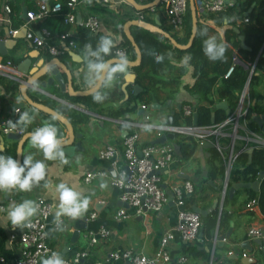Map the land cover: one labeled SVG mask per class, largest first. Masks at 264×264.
<instances>
[{
    "label": "crops",
    "instance_id": "obj_1",
    "mask_svg": "<svg viewBox=\"0 0 264 264\" xmlns=\"http://www.w3.org/2000/svg\"><path fill=\"white\" fill-rule=\"evenodd\" d=\"M5 1L6 0H0V17L3 15L2 6ZM36 1L37 0H33L34 3ZM135 1H137V3L148 2L144 0ZM198 1L202 2L203 0H195V7ZM17 5L18 7H10L12 10L11 25L18 20H20V22L24 21L21 11L22 8H25L26 10L28 9L26 0H18ZM33 8L34 7H31V9ZM196 13H200L198 8H196ZM139 14L141 15V19L150 23L154 22L153 16L157 15L159 22L158 26L162 29L166 28L164 30L169 33H173L166 24V6L162 1L153 6L152 9L149 8L139 11L134 9L133 6L125 0H112L109 3H97L96 1H92L91 4L86 3L85 0H79L76 3L74 10V22L68 24L66 31L70 38L75 42L83 29L81 25L82 20L87 15H95L99 20L96 30L97 32L101 35L111 33L113 37L118 39V43L123 37L128 41L125 33L129 32L132 36L133 31L131 28L139 27L131 24L132 21L139 19ZM204 19V23L208 25V35L219 36L222 34L224 28L223 25H216L210 19ZM39 20L40 19L29 21L28 25L35 30ZM9 27L10 25L4 23L0 19V39H5V32L6 30L8 31ZM173 34L181 36L183 34V25L181 30ZM10 38L13 39L14 44L11 48H6L5 55L0 57V60L10 58V60L12 59L15 61L14 64L17 68L18 62L23 58L22 54H27L28 52L33 56L37 55L39 58L46 60L51 57H58L60 62L69 71L71 88L74 90L87 89L84 84L85 66L82 58L83 53L76 50V43L75 48H69L65 45L63 40L58 39L56 42L60 48L64 49V47H66L68 50L74 51L77 54V57L72 59L65 50L57 56L50 55L41 47L32 44L24 36ZM36 60V57H32L33 63L36 62ZM58 71L63 78L64 89H60L55 82L49 87L44 86L39 88L40 78H38L33 84L27 85L25 92L31 100L44 104L50 108H53L58 103L57 99H62L72 105H76L77 108H69L66 115L71 119L74 129L82 132V136L79 140L83 149L81 151L74 150L71 156H65L68 161L65 164H61L59 160L45 161L47 166L46 180L49 181V186L47 188L44 187V182H41V184L34 187L31 192L12 191L5 193L0 191V229L5 236V247L8 250V255L4 258H0V264H12L14 258L19 256L18 242L16 240L12 242L7 241L10 233H14L16 236L19 233V228L11 226V222L8 220V206L13 202L19 203L24 199L35 200L37 197H43L51 203V215L46 222V241L52 245L57 252L64 256H70L74 251L86 248L87 256L83 258L84 264L94 261H99L102 264H125V261L122 259L110 258L108 253L111 250L120 251L126 247H131L134 251L150 255L156 249L159 237L166 230H171L173 233L172 238L167 243V250L171 260H175L183 255L186 256L184 264H204V260L201 258L187 255L188 247L193 244L199 249H209L210 252L207 264H211L215 260H218L222 264H264V256L258 247V243H256L254 239H247L245 236V230L250 221L255 219L264 222L255 203L252 206H249L252 214L246 213L244 209V206L247 203V190L251 189L253 192H256L259 187V180L256 189H234L231 197H227L225 191L227 186H229L227 185L228 173L225 177L223 166V174L221 176V174L212 166V162L210 161V150L213 145L208 143L210 142L209 140L197 142L192 154L188 158H182L178 152V148L171 142V139H166L165 141L172 145L173 156L172 160L165 167L160 169L158 176L160 186L166 192L167 197L168 195L170 197L161 208L156 211H148L141 216L131 214L125 218L116 219L114 214L117 209L123 207L128 212L130 211V207H128L126 202L120 198V188L110 184V178L114 177L120 169L125 168L124 159L122 157L121 142L123 134L128 128L122 126L119 120L130 119L127 118V116H132L135 109L139 108L141 104L130 99V104L132 101L135 103L133 112L130 114L125 113L119 115L120 117L117 118L118 120L112 121L109 117H118L113 116L118 110L133 105L132 103L128 106V104L123 101L127 94V90L123 91L121 88L124 81L122 78L118 77L115 86L108 90V98L105 102L98 104L93 102L91 94L82 96H73L69 94L66 87V73L60 67H58ZM20 72L23 78H26V76L29 75L24 74L22 71ZM258 73L259 75H264V68H259ZM127 74H132L133 77H135V72L130 67L128 68ZM182 80H188L187 72L182 77ZM134 84L136 83H134L133 79L132 83L125 87V89L128 88V92H130L129 94L132 96L134 95L129 87ZM47 91L54 96L48 94ZM255 92L260 96V98H258L260 104L263 103L264 85L262 80L255 85ZM2 97H4V95L0 86V118L10 116V104L13 101L22 99L19 91L13 95L6 96L5 100H2ZM76 97L81 99H78L79 101L70 100L71 98ZM178 100H187L190 101V104L199 102L196 95L181 92L171 102L163 104L157 102L150 103L144 107L147 110L146 121L151 123H165L168 112L172 110L171 115L173 116V112L178 110L176 108V105H179ZM107 102H118V105H110L107 104ZM31 113L35 115V120L27 127V129H24L25 131H32L36 127L42 126L40 124V119L48 116L46 113L35 108L32 109ZM151 116L155 117L157 121H151ZM130 120L138 122L143 121L140 119L139 115ZM78 121L83 122L81 126L76 124ZM240 123H243V120L241 121L240 119ZM256 124L260 126L257 122ZM262 124L264 125V121ZM260 133L264 138L262 132ZM139 134L140 139L137 145L138 147L154 138L153 134L143 130H141ZM235 139L244 140L241 138V135L238 134ZM9 142H14L16 144L15 141L5 140L4 145ZM247 142L250 143V145L254 144L256 146L264 147L262 144L250 141ZM105 144L112 145L115 148L116 152L113 156L115 160L114 165L110 163V159L100 158L97 155L98 148ZM220 144L223 154L228 153L227 143L220 141ZM250 145L246 146L245 152ZM232 151L236 153L235 150H233V147ZM246 154L247 160H249L248 153L246 152ZM32 156L34 160H44L40 151ZM98 168L104 170L107 176L95 177L89 182H84L82 180L84 172ZM186 180L191 183L192 190L189 193L183 194V204L179 206L172 200L171 187L172 185H181V183ZM102 182H107L108 187L106 189H101L100 185ZM59 183H65L77 190H82L85 195L91 197V203L88 211L82 218L73 220L66 216L62 217L61 219L63 221L64 230L53 231L54 227L52 226V221L54 219V206L58 204L55 187ZM223 198L227 201L224 208L227 213L230 214L226 228L221 229V227H219V230L217 231V228L215 227L211 233L213 235L214 231H216L219 235L227 233V230L229 231L228 236L222 241L221 245H217L216 240L215 245L212 247V235L209 239V247L204 243L205 240L201 238V234L198 235L199 240L188 242L182 239L179 234L173 230L177 223V213L180 209H191L192 206L199 207L200 209H207L210 208L212 204L216 203L209 212L212 210L218 211L221 208ZM92 212L94 213V216L90 218L89 215ZM79 221L82 223L81 228L76 234H72L76 224L80 225ZM101 226L108 229V235L104 239H98L96 242L89 244L88 231H95ZM242 241L248 242L249 249L239 246Z\"/></svg>",
    "mask_w": 264,
    "mask_h": 264
},
{
    "label": "trees",
    "instance_id": "obj_2",
    "mask_svg": "<svg viewBox=\"0 0 264 264\" xmlns=\"http://www.w3.org/2000/svg\"><path fill=\"white\" fill-rule=\"evenodd\" d=\"M27 8L35 7L33 0H26ZM56 0H46L52 4ZM63 3L64 0H59ZM97 3H101L98 0ZM231 4L218 11H209L196 13V32L189 46L186 48H177L159 32L148 31L141 27H132L133 40L139 50V63L135 66H129L135 72L134 83L139 85L140 90L132 96L128 93V100L133 99L141 105L147 106L150 103L157 102L159 104L171 102L181 92H187L196 95L199 102L190 104L187 100H178L180 108L173 112V124H192L191 115L183 116L181 107L188 104L192 112L195 113V125H210V114L213 112L214 122L224 119L230 115L236 105L238 95L247 79L248 67L254 62V67L247 82V89L244 95L243 114L238 120H243L246 130L256 133L261 132V126H258L252 120V115H260L264 113V102L260 104L259 95L255 92V85L262 80L264 85V75H259L258 69L264 68V0H230ZM6 4L10 7H18V0H6ZM103 3V2H102ZM248 10V11H247ZM247 11V12H246ZM66 8L63 4L61 9L56 13H50L37 22L35 29L45 27L51 34V41L57 42V34L66 31L68 23L63 22V16ZM246 12V13H245ZM204 18L210 19L216 25H223V39L227 42L228 48L225 53V59L222 61H210L203 53V40L206 37L200 36L198 31L208 25L204 23ZM20 20L13 22L12 27H18ZM183 34L176 36L171 33L172 37L179 43L184 44L187 40L190 30V13L186 3V10L183 16ZM166 29V28H164ZM99 32H90L83 28L78 38L75 40L76 50L83 53L84 45L91 43L93 48L99 37ZM242 39V45L240 39ZM117 46L124 47L127 56L131 60L134 52L129 42L123 37ZM165 54L162 63H156L153 56L149 52ZM65 54V53H64ZM191 56L188 64H184L182 58ZM236 58V61L233 58ZM10 59V58H9ZM110 59V57H106ZM13 63L14 60L11 59ZM231 66L232 69L228 75L224 76L226 69ZM188 80H182L186 74ZM0 86L3 91L5 100L6 96L15 94L18 91V84L11 79L0 76ZM79 97L71 98L72 101H79ZM225 101L227 103L228 114H225L223 108L215 107V104ZM134 110V105L120 109L113 116L122 114H130ZM238 135L243 134L242 129L236 130ZM219 141L228 143V136L218 137ZM171 142L178 148V152L182 158H188L195 146L196 141L190 135L174 133ZM250 143L244 140L234 139L233 150L235 156L232 160L230 170L228 172L227 185L234 182H251L257 178L258 172L264 169V147L250 145V158L247 160L245 152L246 146ZM0 155H15V143L9 142L0 150ZM210 161L212 166L221 174H223V161L221 160L214 146L210 150ZM248 196L246 201L254 199L258 207L262 219L264 220V175L259 179V187L256 192L251 189L247 190ZM227 201L222 200L221 208L212 210L204 216H199L201 230V238L209 247V239L212 230L216 227L225 229L230 214L227 213L224 205ZM245 212L252 214L249 206H244ZM5 236L0 229V258L8 255L5 247ZM209 249H199L191 244L188 247L187 255L199 257L207 264L209 258ZM186 258V256H185ZM211 264H222L215 260Z\"/></svg>",
    "mask_w": 264,
    "mask_h": 264
},
{
    "label": "built area",
    "instance_id": "obj_3",
    "mask_svg": "<svg viewBox=\"0 0 264 264\" xmlns=\"http://www.w3.org/2000/svg\"><path fill=\"white\" fill-rule=\"evenodd\" d=\"M79 0H64L63 3L59 0L54 1L52 4L44 0H37L33 9L29 8L25 11V19L20 22L18 27H12L10 6L6 3L3 4V15L0 19L10 25L8 33L13 36L19 29H24V37L37 47H41L50 55L57 56L64 52V49L60 48L56 43L51 41V34L45 27H39L38 30L31 28L29 21L42 19L50 13H56L61 9V6H65L66 12L63 16V22H74V10L76 3ZM103 3H109L112 0H98ZM151 1V0H144ZM166 6V24L169 26L171 32L175 33L182 29L183 16L186 10V0H161ZM228 0H203L198 1L196 8L199 11L209 12L218 11L226 6L230 5ZM198 6V7H197ZM152 9V7H151ZM140 18L141 15L139 14ZM98 18L95 15H87L82 20L81 25L83 28L90 32H95L98 27ZM57 39L63 40L65 45L69 48H75V42L70 38L67 31L57 34ZM97 44V43H96ZM117 50H122L127 54L124 47L117 46L113 49V53ZM236 61V58H233ZM254 67L252 62L248 67L247 79L238 95L237 102L233 112L221 119L220 121L211 123L210 125L197 126L192 124H168L163 123L164 127H155L150 133L154 137L165 133H181L192 136L196 143L204 140H209L217 150L224 165V176H227L232 160L235 153L232 151V145L234 139L237 137V129H242L244 132L241 135L246 142L250 141L257 144L264 145V138L261 133L246 130L244 123H240V116L243 114L244 108V95L247 89V82ZM232 67L229 66L224 76L228 75ZM21 72L16 68L15 64L10 59L0 60V75L8 79L14 80L17 84L24 82V78L20 74ZM143 108L144 105H141ZM182 115H191L192 109L188 104H184L182 107ZM22 113L20 108L13 110L14 119L11 120L10 116L0 118V135L3 136L8 132H15L21 134L24 129L16 128L13 130L8 121H15L18 115ZM254 116V115H252ZM119 122L122 126L128 128L125 130V134L122 137V157L124 159L125 168L120 169L118 173L110 178V184L120 188V198L126 202L130 211L121 207L117 209L114 214L116 219L125 218L131 214L135 216H141L148 211H156L167 201L168 197L166 192L159 184L158 172L165 167L173 156L172 145L164 141L158 144H150L146 142L138 147L140 139V131L145 123H151L148 121H134L130 119H120ZM160 124V123H154ZM228 136L229 141L227 143L228 153L223 154V150L218 137ZM115 148L112 145L105 144L98 148L97 155L100 158L110 159L112 165L115 164L113 158L115 154ZM106 172L100 168L86 171L82 175L84 182H89L95 177H105ZM123 176L121 181L120 177ZM192 190L191 183L189 181H183L181 185H172L171 193L172 200L176 205L181 206L183 204V194L189 193ZM34 201L39 204L38 214L32 218L31 224L26 227L19 228V233L16 236L14 233H10L7 238L8 242L16 240L19 244V256L14 258L12 264H41L42 258H46L51 252L56 249L46 241V222L51 215V203L43 197H37ZM255 203L254 199L247 201V206H252ZM94 213H90L89 217L92 218ZM199 214L191 209H180L177 213V223L174 227V231L185 241L192 242L199 240L198 232L200 225ZM12 226V225H11ZM52 226L55 225L52 221ZM108 235V229L105 227H99L95 231H88V242L92 244L98 239H104ZM173 233L171 230L164 231L159 237L158 245L152 254L146 255L141 252L132 250L131 247H126L122 250H111L108 255L112 259H122L125 264H184L185 256L181 255L175 260H171L167 243L172 238ZM217 232L215 231L211 237L212 247L215 245L217 239ZM245 236L247 239H258V247L262 251L264 256V222L253 219L247 225L245 230ZM225 240V239H224ZM67 264H84L83 258L87 256V249H79L74 251L70 256H64ZM88 264H102L99 261L90 262Z\"/></svg>",
    "mask_w": 264,
    "mask_h": 264
},
{
    "label": "clouds",
    "instance_id": "obj_4",
    "mask_svg": "<svg viewBox=\"0 0 264 264\" xmlns=\"http://www.w3.org/2000/svg\"><path fill=\"white\" fill-rule=\"evenodd\" d=\"M91 4L92 0H85ZM200 36L206 37L203 40V53L210 61H222L228 45L224 41L223 35H208L207 27L198 31ZM118 39L111 33H106L99 37L97 45L93 48L91 43H86L83 50L84 62V84L92 95L94 103L102 104L108 98V90L112 89L117 78L128 73L130 61L127 54L122 50L113 53L117 48ZM156 63H162L165 54L155 51L149 52ZM110 57V59H106ZM184 64H188L191 56L182 58ZM145 107V106H144ZM143 107V108H144ZM54 119L56 117H53ZM35 115L29 111H24L13 121H8V125L16 128L27 129L33 123ZM155 127L163 128L164 124L145 123L142 130L151 132ZM26 138L31 146L40 151L44 160H34L32 155H24L23 162L14 159L11 155H0V191L2 192H31L41 182L44 187L49 186L46 180L47 166L45 161L59 160L61 164L67 163L64 148L68 141L58 135L57 127L45 122L42 126L36 127L26 133ZM121 181L123 176L120 177ZM101 189L108 187L107 182H102ZM58 197V204L54 206L53 231H63L62 217L79 219L88 211L91 197L85 195L82 190H77L65 183H59L55 187ZM39 212V204L32 199H24L21 202H13L8 206L7 217L13 227H26L32 222V218ZM41 264H67L63 256L53 251L46 258H42Z\"/></svg>",
    "mask_w": 264,
    "mask_h": 264
},
{
    "label": "water",
    "instance_id": "obj_5",
    "mask_svg": "<svg viewBox=\"0 0 264 264\" xmlns=\"http://www.w3.org/2000/svg\"><path fill=\"white\" fill-rule=\"evenodd\" d=\"M46 1V0H44ZM127 3H129L130 5L133 6L134 9H137L139 11H143L146 9H149L155 5H157L161 0H151L148 1L146 3H137V1L135 0H125ZM187 1V5H188V9H189V13H190V30H189V34L187 37V40L184 44H179L171 35V33L165 31L164 29H162L161 27H159V22H158V16L154 15L153 16V23H150L148 21H145L141 18H139L138 20H134L131 22V24L137 25L143 29H146L148 31H155V32H159L161 33L163 36H165L172 45H174L177 48H186L187 46L190 45L194 34L196 32V7H195V0H186ZM226 2H228V0H225ZM25 8H22L21 11V15L22 17L25 19ZM248 11V10H247ZM246 11V12H247ZM245 12V13H246ZM126 37L128 39V41L131 44V47L134 51V58L133 59H129L130 64L129 66H135L139 63V59H140V54H139V50L132 38V36L128 33H125ZM24 35V29H19L13 36H10L8 31L6 30L5 32V39H0V57H2L3 55H5V50L6 48H11L14 44V41L12 38L10 37H23ZM240 39V44L242 45V39L241 37H239ZM64 50L72 57V59H75V57H77V54L74 51L68 50L66 47H64ZM22 59L18 62L17 64V68L22 71L24 74H29L28 76H26V78H24V82L19 83L18 85V91L21 95L20 100L18 101H13L10 104V118L11 120L14 119V115H13V110L15 108H20L22 110V112L24 111H29L31 113L32 109H38L44 113H46L45 118H41L40 119V124L43 125V123L48 122V123H52L54 124L57 129H58V135L62 138L68 141L67 145L64 148L65 151V156H71L74 150H82L83 147L81 145L80 142V138L82 136V132L79 130L74 129V126L72 124V121L70 118L67 117V111L69 110V108H77L76 105H72L67 101H64L62 99H57V104L53 107H47L44 104H41L39 102H35L33 100H31L27 95H26V88L28 84H33L34 81L38 80V78H40L39 81V88H42L44 86L49 87L52 83H57V85L59 86L60 89H64V82H63V78L61 76V74L58 71V67L62 68L64 70V72L66 73V87H67V91L69 94L73 95V96H82V95H88L90 94V92L88 91V89H83V90H74L71 88L70 86V79H69V71L68 69L65 68V66L60 62L58 57H51L50 59H43V58H39L37 55L33 56L31 55L29 52L27 54H22ZM32 57H36L37 60L36 62H32ZM119 78H122L124 81L121 85V88L123 89V91L128 90L125 89L126 85L132 83L134 77L132 74H126L123 76H120ZM130 90H132V94L135 95L137 92V90L139 89V86L134 84L131 85L129 87ZM48 92V91H47ZM127 92V91H126ZM48 94L52 95L51 93L48 92ZM49 95V96H50ZM124 102H126L129 105H131L133 103V105L135 104L133 101L130 104L131 100H128V93L126 94L124 100ZM107 104L110 105H118V102H107ZM151 106V105H150ZM130 107V106H129ZM215 107H220L223 108L225 111V114H228V108H227V104L225 101H220L218 103L215 104ZM135 108V105H134ZM176 108L179 109L180 106L177 104ZM172 110H170L168 112V114L166 115V120L165 123L171 124L172 123ZM146 114H147V110L145 108H142L141 106L139 108H136L133 115L131 116H127V118L132 119L133 117L139 115L140 119L143 121H146ZM214 114L213 112H211L210 114V121L211 123H213L214 118H213ZM53 117H56L55 119ZM72 117V116H71ZM75 117V116H74ZM73 117V118H74ZM118 117H109L110 120L112 121H116L118 120ZM252 120H255L260 126H261V132L264 136V125L262 124L264 121V113L261 115H254L252 116ZM83 122L78 121L76 124L81 126ZM191 123L192 125H195V113L192 112L191 113ZM30 132L28 130H24L21 134L19 133H15V132H8L5 135L1 136L0 135V150L4 149V142L5 140H11V141H15V155H14V159L20 161V163L23 162V158L24 155H33L35 153H39V151L35 148H33L29 142V140L26 138V133ZM125 134V132H124ZM123 134V135H124ZM173 134L172 132H165L162 133L154 138H152L149 143L150 144H158V143H162L164 142L166 139H172L173 138ZM210 145H212L211 142H208ZM246 152L248 153V159H249V155L251 152V148L249 147ZM264 175V169L260 170L258 172L257 178L251 182H244V181H240V182H234L231 183L229 186H227L226 191H225V195L227 197H231L232 193L234 192V189H238V188H253L256 189L257 187V183L258 180ZM170 196L168 195V198ZM216 205V203L212 204V206L210 208L207 209H200L199 207H195L192 206L191 210L198 213L201 216H204L207 212H209V210L214 207ZM79 224H76V226L74 227V231L72 234H76L78 232V230L81 228V222L79 221ZM215 232V231H214ZM227 233L224 234H219L217 236V245H221L222 241L224 239H226V237L229 234V231H226ZM201 234V230L199 229L198 235ZM254 241L256 243H259L258 239H254ZM240 247L242 248H246L249 249L248 247V242L247 241H242L239 244ZM207 250V248H206Z\"/></svg>",
    "mask_w": 264,
    "mask_h": 264
},
{
    "label": "rangeland",
    "instance_id": "obj_6",
    "mask_svg": "<svg viewBox=\"0 0 264 264\" xmlns=\"http://www.w3.org/2000/svg\"><path fill=\"white\" fill-rule=\"evenodd\" d=\"M166 27H167V26H166ZM150 119H151V121H153V122H156V121H157V120L155 119V117H153V116H151Z\"/></svg>",
    "mask_w": 264,
    "mask_h": 264
}]
</instances>
